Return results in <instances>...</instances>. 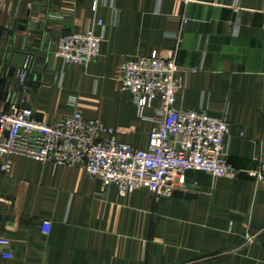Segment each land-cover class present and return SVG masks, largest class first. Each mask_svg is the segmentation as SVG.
<instances>
[{"label":"crops","instance_id":"1","mask_svg":"<svg viewBox=\"0 0 264 264\" xmlns=\"http://www.w3.org/2000/svg\"><path fill=\"white\" fill-rule=\"evenodd\" d=\"M91 28L105 38L95 62L65 66L52 56L61 36ZM173 50L184 85L176 108L227 118L229 163L256 170L264 161V0H0V116L27 107L53 124L73 115L75 97L86 118L147 149L161 103L140 116L122 90V66ZM25 55L34 66L21 87L8 73ZM11 161L0 171V238L11 242L0 264H264V182L245 174L191 171L187 190L157 199L147 189L123 197L82 168Z\"/></svg>","mask_w":264,"mask_h":264},{"label":"built area","instance_id":"2","mask_svg":"<svg viewBox=\"0 0 264 264\" xmlns=\"http://www.w3.org/2000/svg\"><path fill=\"white\" fill-rule=\"evenodd\" d=\"M97 25L103 27L101 21ZM104 42L103 34L97 35L92 28L86 33L65 34L52 56L65 66L88 67L101 56ZM13 62L18 85L25 87L34 57L25 55ZM180 71L175 50L165 56L154 53L130 60L122 66V90L132 95L140 116L154 109L156 102L161 103L157 111L162 120L156 123L147 149L118 141L115 129L86 118L77 109V98L72 97L73 115L53 124L38 119L27 107L0 116V171L8 172L11 158L21 156L40 163L82 168L90 179L116 187L123 197L147 189L157 199L187 190L186 175L191 171L232 180L245 174L264 182V161L253 171L238 170L229 163L231 125L227 118L176 108L178 92L184 87ZM51 230L49 222L42 224L44 234ZM10 247L9 240L0 238V249ZM4 258L12 257L6 254Z\"/></svg>","mask_w":264,"mask_h":264},{"label":"water","instance_id":"3","mask_svg":"<svg viewBox=\"0 0 264 264\" xmlns=\"http://www.w3.org/2000/svg\"><path fill=\"white\" fill-rule=\"evenodd\" d=\"M17 71H16V67H14V68H12L10 71H9V73H8V75L12 78L13 76H14V73H16ZM16 78H17V75H16ZM15 83L17 84L18 83V79H16L15 80ZM8 252H6V251H3V254H7Z\"/></svg>","mask_w":264,"mask_h":264}]
</instances>
